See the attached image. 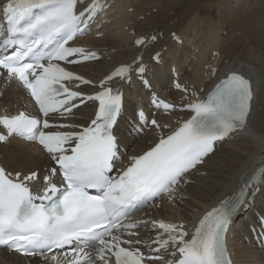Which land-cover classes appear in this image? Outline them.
<instances>
[{
	"label": "snow or ice",
	"instance_id": "obj_1",
	"mask_svg": "<svg viewBox=\"0 0 264 264\" xmlns=\"http://www.w3.org/2000/svg\"><path fill=\"white\" fill-rule=\"evenodd\" d=\"M104 7L99 0H5L0 5V75L6 73L5 79L15 81L34 102L33 114L0 116V142L17 138L38 144L52 162L42 177L36 171L13 174L0 167V246L22 256H40L45 264H62L61 256L63 264H108L109 253L115 264H147L165 260L161 253L170 249L172 258L166 264H231L225 237L234 217L252 205L264 184V164L235 196L200 219L191 233L183 223L125 221L154 198L174 192L216 141L244 129L252 99L250 82L232 73L201 99L194 92L189 96V89L177 80L174 87L187 101L179 108L153 94L150 105L155 112L184 111L190 118L110 175L120 151L117 128L124 112L123 88L134 78L149 91L152 85L145 77L148 66L143 54L98 84L66 67L98 59L95 52L70 42L88 32ZM134 43L146 48L149 42L137 38ZM151 59L159 63L161 53ZM82 86L95 91L89 94ZM88 101L96 107L90 123L68 122L73 109ZM148 123L143 108L138 109L134 130L143 131ZM151 125L160 132L168 127L156 119ZM257 225L264 234V215L251 230L255 232ZM141 227L149 229L147 242L140 239ZM66 247L69 251H54Z\"/></svg>",
	"mask_w": 264,
	"mask_h": 264
},
{
	"label": "bare ground",
	"instance_id": "obj_2",
	"mask_svg": "<svg viewBox=\"0 0 264 264\" xmlns=\"http://www.w3.org/2000/svg\"><path fill=\"white\" fill-rule=\"evenodd\" d=\"M4 1L0 0V3ZM258 2L260 0H211L208 2L205 0H117L111 9L112 14L108 18L113 21L112 27L107 24L101 30L106 33L105 38L93 42V45L101 46L104 53L110 54V46L117 48V52L110 54L106 61L76 69L85 78L97 83L114 66L131 58L132 36H126L127 32L125 31L128 28L141 34L157 30L162 32L165 37L173 32L181 35L184 39L182 48L177 49L168 42L163 43L161 47H168L167 56L178 54L175 62L182 72V77L189 80L192 85L198 83L197 71L204 67V61L209 58L208 55L217 50L222 58L217 62L219 73L236 72L252 80L256 100L249 117L248 128L234 142L222 145L217 152L207 158L199 170L203 176L191 178L192 183L185 190L187 199L178 205L171 217H185L186 214L192 215L201 208H208V205L233 191L240 182L241 174L249 171L254 162L263 158L261 154L264 152V62H262L264 51L260 46L258 53H255L256 49L252 47L251 36L240 33V39L235 38L236 30L233 26L234 23H231L232 18L239 12L237 10H247L256 5L259 6ZM130 9L133 11L130 12ZM203 9L206 13H202ZM153 10H157L156 13H152ZM172 12L174 15H171ZM207 12H215L214 14L218 15L219 20L213 19ZM139 17H143V20L140 21ZM219 21L224 23L228 31H225L226 37H229L225 46ZM190 42L200 51L197 61H192L191 56L188 55L187 50ZM261 45L264 47V41ZM118 53L119 58L116 57ZM254 55L255 57L252 58ZM207 80L208 76H206L205 82ZM157 84L166 87L165 72L160 73ZM0 94V102L10 103V105L6 104V107L25 103L19 90L11 86L2 87L1 81ZM127 103H129V99ZM132 143L134 141L128 139L124 147L129 148ZM0 159L4 161L9 171L24 174L39 170L45 162L40 154L23 148L18 143L0 146ZM236 246L238 262L242 264H262L264 262V260L257 259L254 255L255 251L239 244ZM0 264L26 263L0 254Z\"/></svg>",
	"mask_w": 264,
	"mask_h": 264
},
{
	"label": "rangeland",
	"instance_id": "obj_3",
	"mask_svg": "<svg viewBox=\"0 0 264 264\" xmlns=\"http://www.w3.org/2000/svg\"><path fill=\"white\" fill-rule=\"evenodd\" d=\"M205 1L208 2L211 0H205ZM258 4H259V6L256 5V6L250 7L247 10H242V9L237 10V12L239 11L237 16L235 15L231 20V23L232 24L234 23L233 26H234V29L236 30L234 35H236L237 37L235 36V38L240 39V37H239L240 33L244 34L245 36H251L252 40H253L252 41L253 46L252 45L251 46L254 49H256V52H255L256 54L260 50V46H261L262 50L264 51V47L261 45L264 41V33H263L264 32L263 31L264 30V0L263 1L260 0V2H258ZM240 10H242V11H240ZM246 11H248V12H246ZM173 13L174 12H172L171 15H173ZM202 13H206L204 9L202 10ZM214 13L207 12V14L210 17H212L215 20H219L218 15L214 14ZM246 13H248V14H246ZM240 14H242V15L244 14V15L242 16ZM201 21H202V19H201ZM237 23H239V24H237ZM202 24L204 25L203 22H202ZM218 24H219L220 31L223 32L222 35L225 36L226 32H228L226 30L227 27L225 28V25L222 21H219ZM253 28H256V29H253ZM224 31H226V32H224ZM252 33H253V36H252ZM239 44H241V43H239ZM255 46H257V47H255ZM255 55L252 58H254ZM252 58H250V59H252ZM262 62H264V53H262Z\"/></svg>",
	"mask_w": 264,
	"mask_h": 264
}]
</instances>
